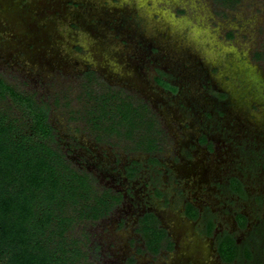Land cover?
<instances>
[{
  "label": "rangeland",
  "instance_id": "rangeland-1",
  "mask_svg": "<svg viewBox=\"0 0 264 264\" xmlns=\"http://www.w3.org/2000/svg\"><path fill=\"white\" fill-rule=\"evenodd\" d=\"M0 75L49 105L73 165L123 194L105 217L75 229L84 241L86 233L94 264H238L217 253L224 231L251 243L264 264V0H0ZM159 76L179 91L165 90ZM108 88L150 106L162 129L155 151L96 139L86 91ZM232 177L246 198L230 190ZM187 199L202 217L185 215ZM146 210L174 239L171 252L140 250L136 224ZM236 212L247 215L245 228Z\"/></svg>",
  "mask_w": 264,
  "mask_h": 264
},
{
  "label": "trees",
  "instance_id": "trees-1",
  "mask_svg": "<svg viewBox=\"0 0 264 264\" xmlns=\"http://www.w3.org/2000/svg\"><path fill=\"white\" fill-rule=\"evenodd\" d=\"M220 1L233 6L239 0ZM91 73L88 79L96 78ZM157 81L176 89L163 77ZM86 93L94 100L87 121L96 139L114 135L131 141L133 149L156 150L162 129L145 101L134 102L129 94L109 88ZM0 102V264H94L89 260L86 233H82L84 241L75 229L109 214L122 201V193L99 187L91 173L66 157L56 141L46 102L1 75ZM130 169L131 175L136 168ZM240 187L233 178L231 188ZM186 214L195 218L198 210L187 203ZM238 218L243 226L245 216ZM137 223L145 251L157 254L162 248H173L154 213L145 212ZM213 225L209 220V233ZM217 243L225 261L239 258L240 246L232 235L219 237ZM245 256H250L248 249Z\"/></svg>",
  "mask_w": 264,
  "mask_h": 264
},
{
  "label": "flooded vegetation",
  "instance_id": "flooded-vegetation-1",
  "mask_svg": "<svg viewBox=\"0 0 264 264\" xmlns=\"http://www.w3.org/2000/svg\"><path fill=\"white\" fill-rule=\"evenodd\" d=\"M236 3H237V2H236ZM223 5H224V4H223ZM224 6H225V5H224ZM225 7H229V6H225ZM91 71H92V70H91ZM92 72H94V71H92ZM160 73L163 74V72H160ZM163 79L166 80L167 82H169L171 85L176 86V89L173 90V89H170V88H166V87H164L163 85H161V84L157 81V77L155 78V81H156L161 87H163L165 90H167V91H169V92H171V93H177V92L179 91V88H178L177 85L173 84L171 81H169V80L166 79V78H163ZM224 94H225V97L228 95L227 93H224ZM225 97H224V98H225ZM224 98H223V99H224ZM222 110H223V112H225L224 109H222ZM203 136H204V139H207L208 143L211 144V143H210V140L208 139V137H207L205 134H202V135H201V137H203ZM201 137H200V138H201ZM200 138L198 139V142H199ZM205 145H207V144H205ZM207 147H208V146H207ZM208 148H209V147H208ZM158 162H159V161H157V159H156L155 163L157 164ZM262 166H263V170H264V162H263ZM130 167H135V168H136V170H134V172H133L131 175H130V172H129V171H131ZM137 172H138V166H136L135 164H133L132 166L127 167V173H128V175H129V177H134V176L137 174ZM233 178L238 179V181L241 183L240 190H237V191H236V190H233V189L231 188V180H232ZM229 188H230V190H231L235 195H238V196H240V197L246 198L247 193H246V191H245L244 184H243V182H242L241 179H239V178H237V177H232V178L229 180ZM162 194H163V193H161L160 195H162ZM122 195H123V194H122ZM187 203H191L193 206H195V207L197 208V210H198V214H197V216H196L195 218H190V217L186 214V205H187ZM145 212H152V213H154L155 216L159 219V217H158V215L156 214V212H154V211H150V210H146V211L142 212V213L138 216V218H137V222H138L139 217H140L141 215H143ZM184 212H185V215H186L189 219H197L198 217H202V210H201V208L199 207V205H198L197 203H194L191 199H187L186 202L184 203ZM239 215H243V216H245V218H246V219H245V224H244L243 226L240 225L239 218H238ZM209 220H211V221L213 222V224H214V225H213V228H212V230H211L210 233H209V231H208V227H207ZM235 220H236V222H237V224H238L239 227H241V228H245V227L247 226V223H248V217H247V215H246L245 213H243V212H236V214H235ZM159 222H160V223H159L160 226H162V227L166 230L167 235L169 236L170 240L173 242V248H172L171 250H168V249L162 248L157 254H151V253H149V252L146 251L147 253L151 254V255L154 256V257L157 256L158 254H161L162 252H171V251L174 250V248H175V241H174V239L171 237V235L169 234V232L167 231V229L161 224L160 219H159ZM215 223H216V222H215L212 218H208V219H206V221H205V231H206V233H207L208 235H211V234L214 232V229H215V227H216V224H215ZM137 226H138V223L136 224V228H137ZM139 234H140V233H139ZM225 234H230V235H232V236L235 238L237 244L240 246V256H239V258H236V259H235L234 261H232V262L225 261V260L221 257V254H220L219 251H218V243H216L217 253H218L220 259H221L223 262H226V263H234V262L236 261V262H238V264H256V260H255V258H254V254L252 253V251H251V249H250V247H253V246L251 245V243H249V242H247V244H246V243H241V242L239 243L238 240H237V238L235 237V235L231 234V233L228 232V231H224V232H220V233H218V234L215 236L216 240L218 241V238L224 236ZM140 237H141V235H140ZM141 239H142V237H141ZM142 243H143V247H142L141 249H142V250H143V249L145 250V246H144V242H143V240H142ZM246 249H248V251H249V255H250V256H248V257L245 256ZM258 264H259V263H258ZM261 264H263V263H261Z\"/></svg>",
  "mask_w": 264,
  "mask_h": 264
}]
</instances>
